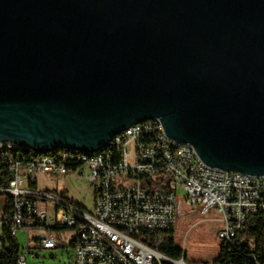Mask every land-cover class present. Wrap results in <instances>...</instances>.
Segmentation results:
<instances>
[{
    "label": "water",
    "instance_id": "1",
    "mask_svg": "<svg viewBox=\"0 0 264 264\" xmlns=\"http://www.w3.org/2000/svg\"><path fill=\"white\" fill-rule=\"evenodd\" d=\"M153 117L264 175V0H0V141L93 151Z\"/></svg>",
    "mask_w": 264,
    "mask_h": 264
},
{
    "label": "built area",
    "instance_id": "2",
    "mask_svg": "<svg viewBox=\"0 0 264 264\" xmlns=\"http://www.w3.org/2000/svg\"><path fill=\"white\" fill-rule=\"evenodd\" d=\"M3 170L6 184L0 190L12 196V208L9 220L0 214V249L4 225L13 234L26 228L32 231L28 239L42 248L61 246L67 239L72 264H217L212 259L187 260L186 233L180 256L173 258L147 244L140 232L173 231L177 220L198 212L218 222L216 235L226 245L249 214L264 213V175L207 166L190 142L167 137L155 117L126 125L93 151L72 147L36 151L1 140ZM84 170L93 187L91 209L38 185L41 174L60 179ZM179 187L184 195L178 193ZM47 201H53L51 213ZM248 242L253 245L251 239ZM26 253H18L17 264L26 263Z\"/></svg>",
    "mask_w": 264,
    "mask_h": 264
},
{
    "label": "rangeland",
    "instance_id": "3",
    "mask_svg": "<svg viewBox=\"0 0 264 264\" xmlns=\"http://www.w3.org/2000/svg\"><path fill=\"white\" fill-rule=\"evenodd\" d=\"M87 170L83 174L68 172L60 179L50 176L47 173L38 176V185L47 188L50 193H64L76 201L83 203L88 209L93 206V187L86 177ZM178 193L184 195L182 187ZM8 194V193H7ZM6 193L0 192V214L5 208ZM53 201H47L48 213L52 210ZM210 213H213L210 210ZM218 222L206 220L198 212L187 214L184 218L176 221L173 230L176 245L182 247V234L186 233V259L191 261H208L215 257L219 250L220 240L216 235ZM63 232L65 229H62ZM32 231L26 228H19L16 231V238L19 242L20 252L27 251L25 264H72V247L66 239L61 246L55 248H42L32 239H28Z\"/></svg>",
    "mask_w": 264,
    "mask_h": 264
},
{
    "label": "trees",
    "instance_id": "4",
    "mask_svg": "<svg viewBox=\"0 0 264 264\" xmlns=\"http://www.w3.org/2000/svg\"><path fill=\"white\" fill-rule=\"evenodd\" d=\"M2 184H6V172L4 170L0 172V187ZM45 190L50 192L47 188ZM0 192L7 194L6 191L0 190ZM11 208L12 196L8 193L6 195L5 208L1 212L4 219H10ZM3 228L4 235L0 249V264H17L20 246L16 234H13L7 225H4ZM140 237L147 244L169 257L177 258L181 254V248L176 245L172 230H142ZM249 239L252 240L253 245L249 244ZM252 254L255 255L254 258H252ZM212 260L217 264H222L226 260L230 264H256L257 262L264 264V213L249 214L237 236L226 245L219 244L218 253Z\"/></svg>",
    "mask_w": 264,
    "mask_h": 264
}]
</instances>
